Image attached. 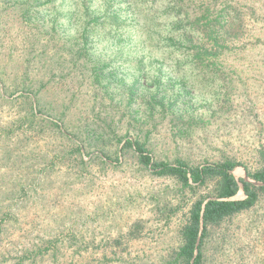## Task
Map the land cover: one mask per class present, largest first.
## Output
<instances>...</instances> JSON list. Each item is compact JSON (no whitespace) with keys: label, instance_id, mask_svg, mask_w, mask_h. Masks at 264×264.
<instances>
[{"label":"rangeland","instance_id":"obj_1","mask_svg":"<svg viewBox=\"0 0 264 264\" xmlns=\"http://www.w3.org/2000/svg\"><path fill=\"white\" fill-rule=\"evenodd\" d=\"M19 1L0 0V264H173L190 206L211 187L193 194L156 176L133 149L121 151L119 137H137L122 117L121 84L112 82L105 93L83 60L73 62L56 34L44 33L37 17L44 12L29 22ZM227 1L245 22L235 50L222 59L231 79L228 100L219 101L221 80L194 81L203 94L195 102L209 122L182 126L177 136L166 116L146 142L153 160L170 164L236 161L233 175L245 180L264 148V0ZM94 3L103 13L104 0ZM152 15L135 14L137 24L117 40L109 39L114 27L105 21L95 30L105 38L94 45L96 56L112 63L134 53L157 55L146 32ZM148 62L145 71L152 68ZM123 63L119 79L131 84L138 67ZM87 125L106 133L109 160L101 144L91 146ZM243 198L240 190L235 199ZM135 224L141 228L132 238ZM203 255V264H264V199L212 231Z\"/></svg>","mask_w":264,"mask_h":264},{"label":"trees","instance_id":"obj_2","mask_svg":"<svg viewBox=\"0 0 264 264\" xmlns=\"http://www.w3.org/2000/svg\"><path fill=\"white\" fill-rule=\"evenodd\" d=\"M131 1L104 0L105 10L101 14H98L100 9L95 7L94 0H23L21 5L29 22H33V15L44 12L43 17L37 16L44 33L56 34L61 48L68 51L73 62L83 60L82 66L89 70L93 82L105 93L109 92L112 82L121 84L123 92L119 103L125 107L122 117L137 131L134 140L127 135L117 139L122 144L121 151L133 149L140 164L151 168L158 177L176 180L193 194L202 187H211L209 196L200 194L192 202L185 224L179 231L181 245L172 261L173 264H203V247L210 233L224 221L251 210L260 199H264V148L258 151L256 168L245 170L251 181L262 184L257 186L244 179L237 180L233 171L239 163L230 159L198 166H188L182 160L173 164L153 160L146 139L166 116L174 124L177 136L183 135L182 126L209 122L210 119L205 118L206 112L200 111L203 105L195 102L198 97H203L197 92L200 83H195L196 80L204 79L210 83L221 80L219 101L228 100L231 79L223 69L222 59L235 50L244 33L245 22L240 9L227 0L219 3L218 0ZM15 3L20 1L15 0ZM130 4L134 5L133 9ZM135 14L139 17L153 14L152 29L146 28V32L151 41L156 40L157 55L147 57L143 53H134L123 60L119 56L118 61L112 63L97 57L94 45L105 38L98 39L95 30L107 21L114 27L113 34L108 33L109 39L117 40L126 26L137 24ZM50 15L52 17L46 20ZM157 17L160 22L154 23ZM67 27L70 33L65 36ZM147 59V64L152 67L149 71H145ZM123 62L128 66L135 63L138 67L131 84L126 83L125 76L119 79L118 70ZM36 102L38 106L39 101ZM52 124L56 126L57 123ZM85 132L93 148L99 144L103 146L98 148H102L100 152L109 160L107 151L104 152L106 133L89 125ZM140 134L145 140L141 141ZM76 149L81 150L79 145ZM239 184L244 198L230 200L241 190ZM140 228L135 224L129 236H137ZM113 245L120 247L122 243L115 240Z\"/></svg>","mask_w":264,"mask_h":264},{"label":"water","instance_id":"obj_3","mask_svg":"<svg viewBox=\"0 0 264 264\" xmlns=\"http://www.w3.org/2000/svg\"><path fill=\"white\" fill-rule=\"evenodd\" d=\"M245 180H246V181H249V182H252V183H254V184L257 185V186H261V185H262V184L255 183V182L251 181L249 178H246ZM239 185H240V188H241V191H242V186H241V184H239ZM230 200H236V199H235V197H234V198H232V199H230ZM201 229H202V227H201ZM201 229H200V233H201ZM200 233H199V236H200ZM196 253H197V251H195V255H196Z\"/></svg>","mask_w":264,"mask_h":264}]
</instances>
